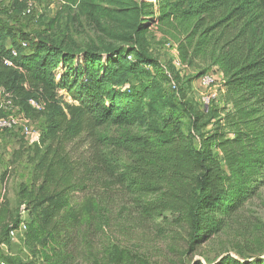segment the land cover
I'll list each match as a JSON object with an SVG mask.
<instances>
[{
  "label": "trees",
  "instance_id": "16d2710c",
  "mask_svg": "<svg viewBox=\"0 0 264 264\" xmlns=\"http://www.w3.org/2000/svg\"><path fill=\"white\" fill-rule=\"evenodd\" d=\"M81 5L102 32L98 44L84 48L49 36L23 47L0 23V88L26 117L42 119L39 143L21 144L31 173L18 197L63 263L78 252L90 264H145L137 248L103 237L127 205L133 221L145 224L171 212L183 223L185 252L193 251L264 186V0ZM172 18L191 20L224 69L227 102L212 111L217 119L206 131L210 118L202 121L186 98L189 80L174 73L172 81L149 50L145 32ZM108 126L138 132L107 135ZM17 223L1 228L2 240ZM233 250L238 258L226 253L214 264H264L262 249ZM204 262L192 264L214 260ZM0 264L22 263L4 256Z\"/></svg>",
  "mask_w": 264,
  "mask_h": 264
},
{
  "label": "rangeland",
  "instance_id": "374dc122",
  "mask_svg": "<svg viewBox=\"0 0 264 264\" xmlns=\"http://www.w3.org/2000/svg\"><path fill=\"white\" fill-rule=\"evenodd\" d=\"M0 23L12 30L17 42L25 41L28 44L39 36H49L59 41L71 38L78 47L84 48L98 44V39L102 37V32L86 19L81 0H0ZM191 24V20L183 18L157 21L145 34L150 52L170 79L173 81L176 73L189 80L186 98L203 114L202 121L210 118L202 128L206 131L217 119H212V111L225 106L227 102L223 86L225 73L217 60L215 46ZM205 74L214 78L213 85L206 86L200 82ZM57 94L60 100L69 102L64 90H59ZM205 96L210 98L208 103L203 101ZM9 113H15V109ZM220 115L218 113L215 117ZM28 118L33 130L40 132L41 117ZM102 132L126 136L137 133L138 129L108 126ZM23 142L26 143V140L19 126L0 129V258L16 257L22 264H67L58 261L50 245H44L41 241L42 236L36 229L33 216L18 197L20 186L29 184L31 173L28 154L21 147ZM25 143L24 148L27 146ZM127 209L128 205L122 209L120 216L114 214V221L103 237L123 246L137 248L145 258V264H192L197 259L203 262L205 259L214 260L211 263L214 264L223 254L236 256L233 249L243 246H251L255 252L262 249L264 254V186L243 204L219 232L187 253L183 223L174 221L176 216H172L171 212L166 211L163 219L145 224L133 221V215ZM16 219L18 223L14 236L9 233L2 240L1 228L12 226ZM99 243L95 249L98 251L100 247L101 252ZM75 254V259L69 264H90L88 256L84 257L78 252Z\"/></svg>",
  "mask_w": 264,
  "mask_h": 264
},
{
  "label": "built area",
  "instance_id": "2783aa9c",
  "mask_svg": "<svg viewBox=\"0 0 264 264\" xmlns=\"http://www.w3.org/2000/svg\"><path fill=\"white\" fill-rule=\"evenodd\" d=\"M21 45L23 47H26V43L24 42H22ZM11 54L12 56H16V51L12 50ZM4 63L9 66L12 65V62L9 60H5ZM214 81V78L209 74H205L200 78V82H202L206 86L213 85L215 83ZM203 101L205 103H208L210 101V98L205 96ZM29 102L32 107L40 109L41 106L36 104L33 100H30ZM12 109H15V113H9V111ZM15 126H19L21 134L29 144L39 143L40 132L33 130L29 118L18 111V108L14 105L11 94L5 92L2 88H0V129H10ZM14 233L15 229L11 230L10 236L13 237Z\"/></svg>",
  "mask_w": 264,
  "mask_h": 264
},
{
  "label": "water",
  "instance_id": "95a60500",
  "mask_svg": "<svg viewBox=\"0 0 264 264\" xmlns=\"http://www.w3.org/2000/svg\"><path fill=\"white\" fill-rule=\"evenodd\" d=\"M224 255H226V254H223L222 256H224ZM221 256V257H222ZM231 256H233V257H235V258H238L237 256H235L234 254H232ZM262 257H264V254H263V256Z\"/></svg>",
  "mask_w": 264,
  "mask_h": 264
}]
</instances>
